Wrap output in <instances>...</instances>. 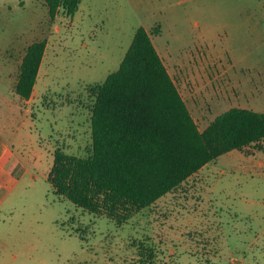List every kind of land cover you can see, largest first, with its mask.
Masks as SVG:
<instances>
[{
  "label": "rangeland",
  "instance_id": "374dc122",
  "mask_svg": "<svg viewBox=\"0 0 264 264\" xmlns=\"http://www.w3.org/2000/svg\"><path fill=\"white\" fill-rule=\"evenodd\" d=\"M139 26L199 130L230 107L264 111V0H80L53 18L44 0H0V75L17 77L26 46L46 41L27 103L30 171L0 202V264H264V139L217 156L123 223L53 192V150L88 154L90 89Z\"/></svg>",
  "mask_w": 264,
  "mask_h": 264
},
{
  "label": "trees",
  "instance_id": "16d2710c",
  "mask_svg": "<svg viewBox=\"0 0 264 264\" xmlns=\"http://www.w3.org/2000/svg\"><path fill=\"white\" fill-rule=\"evenodd\" d=\"M79 2L44 0L51 18L60 9L73 15ZM45 46V39L26 46L14 86L22 99L32 93ZM90 91L89 152L77 156L56 147L47 180L55 194L117 223L217 156L264 139V111L242 107L222 111L199 130L143 26L135 30L118 68ZM139 248L141 258L146 251L153 256V248Z\"/></svg>",
  "mask_w": 264,
  "mask_h": 264
},
{
  "label": "crops",
  "instance_id": "0c3cea01",
  "mask_svg": "<svg viewBox=\"0 0 264 264\" xmlns=\"http://www.w3.org/2000/svg\"><path fill=\"white\" fill-rule=\"evenodd\" d=\"M16 81L12 72L0 75V83L7 85V94L0 87V134L3 136L0 137V202L28 175L31 167L24 136H31L27 103L32 93L28 99H22L15 92Z\"/></svg>",
  "mask_w": 264,
  "mask_h": 264
}]
</instances>
